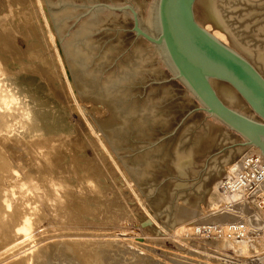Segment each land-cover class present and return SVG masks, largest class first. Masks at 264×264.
Here are the masks:
<instances>
[{"label": "water", "instance_id": "95a60500", "mask_svg": "<svg viewBox=\"0 0 264 264\" xmlns=\"http://www.w3.org/2000/svg\"><path fill=\"white\" fill-rule=\"evenodd\" d=\"M89 109L162 217L264 155V0H48Z\"/></svg>", "mask_w": 264, "mask_h": 264}, {"label": "bare ground", "instance_id": "6f19581e", "mask_svg": "<svg viewBox=\"0 0 264 264\" xmlns=\"http://www.w3.org/2000/svg\"><path fill=\"white\" fill-rule=\"evenodd\" d=\"M26 14L17 13L5 26L12 29L22 24L31 43L35 42L36 30ZM19 62L7 60L0 49V264H107L101 244L87 238L99 230L96 225L101 223L105 210L96 198L102 192L101 180L95 179L86 165L71 166L61 159L65 137L73 131L68 117L73 106L60 101L32 64ZM68 90L75 109L84 115L85 108L71 86ZM95 133L108 151L99 133ZM248 148L264 157L259 146L251 144ZM238 168L239 164L234 163L228 170L236 173ZM248 193L247 189L232 193L233 206L229 207L228 202L223 206L225 220L234 213L242 214L240 203L247 198L254 206L253 213L245 214L247 225L254 227L259 224L258 218L264 219V205H258L254 195ZM259 193L264 196V180ZM217 196L214 186L209 196L211 204ZM237 219L240 221L238 215ZM226 222L230 228L232 220ZM187 225L179 229L189 231ZM247 225L235 227L244 235L232 242L237 244L234 250L238 255L247 246L264 248V240H254ZM227 244L225 238L217 242L221 248Z\"/></svg>", "mask_w": 264, "mask_h": 264}, {"label": "rangeland", "instance_id": "374dc122", "mask_svg": "<svg viewBox=\"0 0 264 264\" xmlns=\"http://www.w3.org/2000/svg\"><path fill=\"white\" fill-rule=\"evenodd\" d=\"M20 12L28 13L26 17L35 25V42L30 43L27 28L22 24L12 29L5 26ZM0 49L7 60L32 64V69L45 79L60 101L73 106L68 116L73 131L65 137L67 142L61 150V159L62 163L71 166L85 168L86 165L92 176L101 180L102 192L96 198L105 210H102L101 223L96 225L99 230H94L87 238L101 244L107 264H264V248L247 246L238 255L234 250L237 244L232 242L244 235L236 238L222 234L220 224L227 225V233V219L238 221V215L241 223L247 225L245 214L254 211L250 198H247L240 203L243 216L234 213L224 219L226 211L223 206L233 199L232 193L221 190L220 181L236 174L230 173L228 168L214 184L218 195L215 204H211L208 198L203 212L179 221L173 227L162 217L134 177L112 136L87 106L63 33L48 0H0ZM68 86L85 108L84 115L75 109ZM95 132L99 133L110 152L102 148ZM249 152L254 153L247 148L232 164H240L246 154H251ZM262 218L257 219L259 224L254 227L247 225L254 240H264L260 237L264 236ZM185 224L190 230L182 232L179 227ZM223 238L228 244L221 248L217 242Z\"/></svg>", "mask_w": 264, "mask_h": 264}, {"label": "built area", "instance_id": "2783aa9c", "mask_svg": "<svg viewBox=\"0 0 264 264\" xmlns=\"http://www.w3.org/2000/svg\"><path fill=\"white\" fill-rule=\"evenodd\" d=\"M264 180V157L258 156L257 154L251 153L241 160L239 168L231 177L223 179L220 181V188L224 193H233L242 189H247L250 193L253 194L254 199L260 204L264 205V196L259 193V186ZM248 196V195H247ZM235 201L228 202L230 206H233ZM226 204V205H227ZM222 227V234L229 235L232 237L240 238L242 234L239 232V229L235 228L236 226L243 227L244 223L241 221H232L230 222L229 231L226 233V226L220 224Z\"/></svg>", "mask_w": 264, "mask_h": 264}]
</instances>
